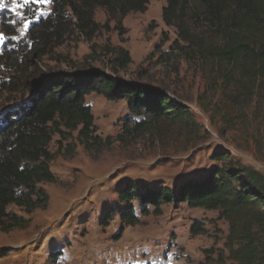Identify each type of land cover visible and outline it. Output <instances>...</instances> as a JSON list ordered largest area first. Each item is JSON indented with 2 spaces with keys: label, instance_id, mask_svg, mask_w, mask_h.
<instances>
[{
  "label": "rangeland",
  "instance_id": "obj_1",
  "mask_svg": "<svg viewBox=\"0 0 264 264\" xmlns=\"http://www.w3.org/2000/svg\"><path fill=\"white\" fill-rule=\"evenodd\" d=\"M3 2L0 120L27 102L44 77L92 69L125 84L168 90L193 120L187 126L161 121L135 131L140 118L129 114L125 102L95 93L86 96L99 144L84 146L77 132L53 135L48 149L54 154L50 170L56 182L40 185L49 195L48 205L30 215L10 208L28 224L0 232V252L6 253L0 264H234L224 246L228 223L217 212L163 205L161 215L141 217L136 207L140 224L123 227L116 192L127 183L175 189L199 181L217 164L212 157L218 152L264 176V83L248 84L223 66L206 65L177 51L178 32L162 20L167 0L151 1L144 13H129L120 24L97 8L98 28L91 40L72 26L65 42L52 40L42 56L31 50L30 30L49 16L53 0L15 10L11 0ZM189 5L197 7L192 0ZM186 21L192 30L205 31L201 16ZM120 48L132 62L114 74L111 64ZM170 52L168 60L160 56ZM109 211L112 220L103 227L100 222ZM195 221L203 223L202 235L191 234Z\"/></svg>",
  "mask_w": 264,
  "mask_h": 264
},
{
  "label": "trees",
  "instance_id": "obj_2",
  "mask_svg": "<svg viewBox=\"0 0 264 264\" xmlns=\"http://www.w3.org/2000/svg\"><path fill=\"white\" fill-rule=\"evenodd\" d=\"M151 1L159 0H53L49 16L30 30L31 50L42 56L52 40L64 43L72 26L91 40L98 28L94 21L97 8L120 24L129 13H144ZM189 1L167 0L162 10L164 24L178 32L176 50L206 65L223 66L248 84H263L264 0H192L198 8H191ZM200 16L205 31L192 30L187 17L198 20ZM172 54L160 56L168 60ZM131 62L126 50L117 49L111 69L116 74ZM92 93L108 101L125 102L129 114L140 118L133 127L135 131L161 121L187 126L193 120L188 108L173 99L168 90L125 84L98 69L44 77L30 90L27 102L0 120V232L9 233L28 224L11 207L27 215L47 207L50 198L40 185L56 182L50 170L54 154L48 149L53 135L63 138L77 132L84 146L99 144L98 128L85 103V97ZM212 161L217 164L201 180L183 182L175 189L125 184L116 192L122 206L117 211L121 226L139 225V215L159 216L163 205L186 204L215 211L218 219L228 223L224 243L227 259L234 264H264V176L245 168L229 154L218 152ZM112 216L110 211L105 213L101 226L107 227ZM190 232L202 235L203 223L195 221ZM4 256L6 253L0 252V257Z\"/></svg>",
  "mask_w": 264,
  "mask_h": 264
},
{
  "label": "snow or ice",
  "instance_id": "obj_3",
  "mask_svg": "<svg viewBox=\"0 0 264 264\" xmlns=\"http://www.w3.org/2000/svg\"><path fill=\"white\" fill-rule=\"evenodd\" d=\"M51 0H22L21 3H18L17 0H11L13 10H15L17 7H24L28 5L29 3H49ZM5 7L3 0H0V10H3ZM29 25L28 23L24 24V27L27 28ZM0 42H3V35L0 34Z\"/></svg>",
  "mask_w": 264,
  "mask_h": 264
}]
</instances>
